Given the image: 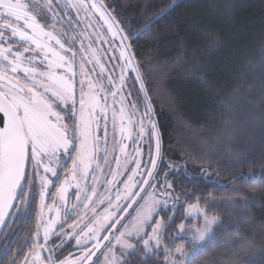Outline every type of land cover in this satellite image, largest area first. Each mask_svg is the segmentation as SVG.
Returning <instances> with one entry per match:
<instances>
[{"label": "trees", "instance_id": "1", "mask_svg": "<svg viewBox=\"0 0 264 264\" xmlns=\"http://www.w3.org/2000/svg\"><path fill=\"white\" fill-rule=\"evenodd\" d=\"M29 1L33 2L23 3ZM93 1L106 16L111 13L117 17L124 29L117 35L119 41L110 37L92 10L81 5V0H71V4L69 0H52L51 10L49 6L47 12L42 6L40 11L36 10L39 23L48 22L52 14L59 20L60 32L66 34L62 42L64 52L58 53L64 60L61 67L51 70L65 78L71 76L73 86L78 89L81 74L92 72L96 61L106 66L120 64L118 43L122 47L130 46L128 52L140 70L145 90L141 91L133 76L126 78L125 85L141 106L143 102L146 104L145 92L152 104L163 153L158 158L154 177L163 176L171 184L170 192L177 201L174 206L160 209L154 218L153 223L160 221L162 241L167 243L166 247L170 246L179 226L187 222L186 208L199 201L201 209L219 219L213 228L215 238L208 243L206 251L195 257L193 264H209L214 260L224 264L223 257L231 255L223 250L226 242L237 241L241 236L246 238L241 241L242 259L248 264H264V255L259 251L264 248V0ZM73 4L81 6L73 7ZM169 5L174 6L166 14L158 15ZM122 35H128L129 39L122 43ZM48 43L54 44L53 40ZM0 45L21 46L24 66H29L28 59L35 57L31 66L39 70L47 67L48 60L55 62L59 58L50 50L43 51L48 60H44V55H36V51L24 52V46L33 50L36 46L18 37L6 43L0 41ZM50 47L59 50L55 45ZM69 63L71 72L66 71ZM19 75L24 78L23 72ZM86 90L83 87L84 94ZM75 100L76 111L77 96ZM123 105L129 108L128 101ZM113 106L115 120L118 114L126 117L118 103L114 102ZM57 110L63 111L68 122V109L61 104ZM144 137L152 144L149 132ZM57 156L59 162L53 163L57 176L44 173L43 167L36 174L28 166L33 183L31 191L28 185L24 187L28 203L19 211L17 233L5 238L6 226L0 237L3 264H8L9 242L33 243L34 237L43 245L42 260L51 256L52 264H58L70 253L73 233L64 229L73 226L79 204L74 196L64 206L57 199L56 189L73 171L72 159L62 149ZM75 156L73 152L72 158ZM169 165L174 169L168 172ZM41 176L51 181L43 189L44 202ZM50 207L57 208L56 214L65 222L42 242L41 212ZM182 240L186 239H176ZM183 246L187 261L193 255L192 243ZM137 248L139 251L133 250L118 264H166L161 251L153 255Z\"/></svg>", "mask_w": 264, "mask_h": 264}, {"label": "snow or ice", "instance_id": "2", "mask_svg": "<svg viewBox=\"0 0 264 264\" xmlns=\"http://www.w3.org/2000/svg\"><path fill=\"white\" fill-rule=\"evenodd\" d=\"M83 0H81V5ZM40 4H46L51 10L52 0H35L34 3H22L21 0H0V41L7 42L12 37H19L20 41L31 42L41 52L44 51L45 45L39 39L40 35L47 36L49 39H56L51 32H44L43 28L36 22V10ZM71 4V0H69ZM81 5L73 4V7ZM67 6V5H66ZM174 5H169L162 8L158 15L166 14L170 8ZM93 8L97 5L93 4ZM102 7V5H101ZM101 18L108 24V30L113 33L114 36L123 33L124 29L119 26V21L116 16L108 13L107 16L101 15ZM23 22V27L19 22ZM26 29H31L27 31ZM10 30V34H9ZM121 42L128 40V35H122L120 37ZM56 43L64 48V44L59 39H56ZM125 51L121 52V57L126 59L124 67L131 68L136 73V79L140 82L141 91H144V82L140 77V70L136 67L132 60L134 57L128 52L129 45H123ZM71 50V49H68ZM24 52L34 51L28 46H24ZM53 55H56L53 53ZM35 57L28 59V65L24 66L23 52L13 51L12 45L4 47L0 45V224L5 223V217L9 215V210L16 208L20 209L21 206H26L28 203V195L24 193L25 185L29 186L31 191V185L33 181L29 179L27 167L31 165L34 173L38 174L39 169L43 167L44 173H51L53 176H57L54 162H59L57 153L62 149L65 154L72 159L73 162V176L75 178L76 170L83 165L82 171L87 174L89 163L92 160L93 146L95 145L98 137L93 131V119L89 113L86 116V102L84 99L83 87H81L80 94V112L78 119L76 117V100L72 77L65 78L63 75H57L51 69L61 67V61L64 60L63 56H60L57 61L48 60V56L45 53L44 60H48V65L44 70H39L37 67L31 66ZM43 64V60L41 61ZM123 70V68H122ZM67 72L72 71V65L69 63L66 67ZM83 73V65L81 66ZM23 72L24 78L19 75ZM15 74V75H13ZM84 81H81V86ZM93 85H89L92 87ZM116 95L115 92L112 93ZM94 96L89 97V104L94 106ZM59 102V103H58ZM71 102V107H68ZM146 109L145 115L152 113L153 108L151 102L148 100L147 93L145 92ZM63 104L68 109V122H65V115L62 110H57L60 105ZM115 118V113H113ZM150 136L155 139V154L156 158H160L163 153L161 150L162 136L160 130L157 128L154 122H151ZM123 131V129H121ZM141 134L144 131L143 124L140 128ZM123 151V148H121ZM76 153V157L72 158V153ZM151 169H146V176L151 178L153 171L157 168V159H150ZM99 167V165H97ZM136 168H140V162L136 161ZM132 175L127 177V183H124L125 200L130 199L131 203H136V198L140 192H145L144 187L136 188L137 184L147 185L149 188H155V185L149 184V179L145 178L142 181H134L133 177L138 173L135 170H129ZM115 173L113 179H115ZM144 175V174H141ZM41 201L45 192L44 188L51 182L46 176H41ZM111 183V182H109ZM168 188H171V184H167ZM60 198H64V192L66 188H60ZM93 194L96 190L91 189ZM164 196H170V193H162ZM146 197V198H145ZM79 198V197H77ZM91 200V197H85ZM120 197L117 196V200ZM143 201V204L138 205L135 217L130 218L128 223L121 224L123 216L116 217L112 220L108 227L115 229L117 235L110 239L109 235H100V231L105 227L101 224L99 228L93 230L88 229V233L91 235L89 239L94 240L95 243L85 249L81 259L91 260V257L95 255L96 251H99L102 247L105 249L101 252L106 264H118L115 247L119 245L121 250L133 249L139 251L136 244L132 240L142 242L143 248L146 253L156 254L157 249L160 246V238L158 236V230L161 227L160 222L155 223V227H152V234L148 235L146 229L150 226V222L153 220V213L156 211V206L160 204H167V201H161L155 198L153 193L145 192V196L139 197ZM178 199V197H177ZM19 201V203H15ZM102 202V201H101ZM111 204V201H109ZM83 207L88 208L89 205L85 204ZM117 209L131 207V204H125L123 206L117 204ZM188 212L190 215L197 217L203 215L204 223L202 227H197L193 232L191 243L192 252L191 257H187L185 261L186 253L182 246L176 247L175 251L179 254L180 259H170V264H193L194 259L200 253L206 251L208 243L214 239V233L212 231L213 225L216 224L219 219L217 216L208 215L206 209H201L199 201L189 204ZM111 215V214H110ZM109 217H105L107 220ZM91 222V221H90ZM119 225V228H115ZM51 224L44 230V240L48 238V232ZM87 227V226H86ZM180 230H184V225L181 224ZM83 232V229H81ZM37 235L39 233L37 232ZM113 239L115 243H113ZM246 239L241 236L237 241L226 242L224 251L230 252V256L223 257L224 264H248L247 261L241 257V252L244 251V246L241 243ZM107 241V244L103 242ZM80 241L77 240V244ZM43 245L39 242L32 245V251L30 253L32 257V264H52V257L49 256L44 260L41 259V252L39 251ZM260 254L264 255V248H261ZM166 259L170 258L169 250L165 249ZM123 255V251L121 252ZM256 252H252V256H255ZM27 260L28 258L25 257ZM3 264V261H0ZM11 264H16L15 259ZM58 264H66L65 261H59ZM96 264H100L99 258H97ZM209 264H221L220 260L210 261Z\"/></svg>", "mask_w": 264, "mask_h": 264}, {"label": "rangeland", "instance_id": "3", "mask_svg": "<svg viewBox=\"0 0 264 264\" xmlns=\"http://www.w3.org/2000/svg\"><path fill=\"white\" fill-rule=\"evenodd\" d=\"M21 2L23 3L24 0H21ZM30 2L31 1H29V3ZM34 2L35 0H33L32 3ZM93 4H95L93 0H83L84 7L92 10L95 16H97V18L100 20V23L103 25V27L110 33V37H113L115 40L119 41L118 36H114L113 33L108 30V24L105 23V20L101 18L102 14L104 16H106V14L97 4V7L93 8ZM41 6L44 8V12L49 11L46 4L40 5L39 7ZM40 9L41 8L37 10L40 11ZM38 11H36V13ZM49 17L50 18L48 19V22L39 23L37 20V14L35 15L36 22L41 26V28H43L44 32H51L52 35L56 39H59L62 43L66 34L60 32L59 20H57L52 14H50ZM19 23L21 24V27H23V22L21 21ZM27 31H31V29H28ZM39 39L40 41L42 40V44L45 45L44 50H50L52 54L55 53V57L57 55L59 57L62 56L58 53L64 52V50L59 44L56 43V39H49L44 35H40ZM52 40L54 44L51 45H55L57 50L59 49L58 51L50 47L51 45H49L48 42H51ZM118 47L121 54V52L124 51L122 44L118 43ZM17 50L22 52V47L13 46V51ZM34 51L37 52L36 55H44V53L39 49H34ZM58 56L56 58H58ZM124 62H126V59L121 57L120 64H113L112 66L107 65V68L104 62L100 63L96 61V65H94L92 72L87 71L85 75L86 77L83 76L84 74H81L82 76L79 81V85L81 84L82 80L84 81L83 85H80L78 89H75L74 87V92L77 91L78 93V95L75 93V97H78V105L76 109V116L78 117L80 112L79 101L81 87H85L87 89V92L84 94V99L86 102L85 112L86 116H88L89 113L91 114V118L94 121L93 131L98 137V140L93 146V151L91 153L92 160L89 163L87 174L82 171L84 166L81 165L75 172V178L73 176V171H71L69 179L67 181L63 180L62 184L56 189V193L58 195L57 199L63 206L66 204L67 199H69L71 196H74L76 204H79L77 209V218L74 220L73 226L70 225L64 229V232L71 231L73 233L71 237L72 244L69 249L70 253L63 260H60L65 261L66 264H96L97 258H99L100 264H106L104 257L101 255V252L105 250L103 247L99 251L93 249V251H95V255L91 257L90 261L87 259H81L85 249L90 248L95 243L94 240L89 239L91 234L88 233V229L92 228L95 230L99 228L101 224H104L105 227L100 231V235H109L110 233V239L114 238L117 235V232L115 229L108 227V225L111 224L112 220L116 217L123 216L121 224L128 223L130 218L135 217L136 210H139L138 205L143 204V201L140 200L139 197L145 196V192L153 193L155 198L161 201H167L166 205L160 204L156 206V211L153 213V220L150 222V226L146 229L148 235L152 234V227H155V223L160 222L159 220H156L153 223L157 212L160 209H167L170 205L174 206L177 204V201L173 198L170 192V188L167 187V184L169 183L163 176L161 178H155V170L153 171L151 178L146 176V169H151V164L149 162L150 159H157V164L159 162L155 154V139L151 137L152 144H150L148 143L149 140H146L144 137V133H150L151 131L150 121L154 122V116L152 113L150 116L145 115L146 104H144L142 101V107L138 101L132 97L131 92L126 87L125 81L127 77L131 78V76H133L135 78L134 80L137 81L136 85L138 84V87H140V82L136 79V73L129 75L128 72L132 73L134 71H132L131 68L124 67ZM90 84L93 86L89 87ZM113 92L116 93L115 96L112 95ZM90 96L95 97L94 106L88 103ZM126 101L129 102V108L127 109L123 105L126 103ZM114 102L120 105L119 110L124 112L126 117H120L117 112L118 119H114ZM128 112L131 114V116H128ZM114 120L116 121L115 123H113ZM141 123L143 124L144 128L142 134L139 129V127H141ZM121 129H123V131H121ZM121 148H123V151H121ZM136 161L140 162L139 169L136 168ZM97 165H99V167H97ZM130 169L135 170L138 173L133 177L134 181H142V179L147 178L149 179V184L155 185V188H149L147 185L137 184L136 188L133 190L135 191L138 190L139 187H144L145 192L139 193V196L136 198V203H131L130 199L125 200L124 198L126 192L124 183H127V177L132 175V172L129 171ZM173 169L174 167L169 165V169L167 171L169 172ZM114 173L116 174L115 179H113ZM62 187L66 188L63 199L60 198L59 191ZM91 189L96 190L95 194H93ZM75 190L77 193L73 194ZM165 192L170 193L171 195H162V193ZM86 196L91 197V200L86 199ZM117 196L120 197L119 200H117ZM44 200L45 199H43V202ZM109 201H111V204H109ZM85 204L89 205V207H83ZM117 204L121 206L125 204H131V207H122L121 209H117ZM51 207L47 208L46 210L43 209L41 212L42 214L39 225L41 228L40 240L42 242H45L44 230L46 227L51 224L48 232V237H50L57 226L65 222L61 220V217L59 218L56 214L58 212L57 208ZM105 217L109 218L106 220ZM185 220L187 222L182 223L184 225V230L181 231L180 227L178 228V234L173 240L170 241V243L168 242L170 245L168 247H166L167 243L162 241L161 227L158 230L157 234L161 243L159 249L155 251H161L164 254L166 264H170V259H180L179 254L175 251L176 247L178 246H182L184 252L187 254L185 251L186 246L183 245L191 243L193 232L197 227H202L204 223L203 215L199 217L190 215L188 212V207L185 210ZM215 225L216 224L213 225V228ZM119 227V225L115 226V228ZM81 229H83V232H81ZM184 238L186 239L185 241H176V239ZM77 240L80 241L79 244H77ZM34 242H37L35 237ZM132 242L135 243L137 247L143 248L142 242H138L134 239ZM103 243L107 244L108 242L104 241ZM113 243H115L114 239ZM43 249L44 248H41L39 250L41 254L43 253ZM165 249L169 250L171 254L169 259H166ZM122 251L123 255L121 254ZM115 252L117 261L119 262L122 257L133 252V249L121 250L119 245H116ZM29 261L30 264H32L31 255L29 256ZM36 264H39V262H36Z\"/></svg>", "mask_w": 264, "mask_h": 264}, {"label": "flooded vegetation", "instance_id": "4", "mask_svg": "<svg viewBox=\"0 0 264 264\" xmlns=\"http://www.w3.org/2000/svg\"><path fill=\"white\" fill-rule=\"evenodd\" d=\"M19 214V213H18ZM18 215L9 221L7 224V230L5 232V238H10L14 236L17 233L18 230V223H20V219L18 220ZM17 223V224H16ZM12 230V233H10ZM2 236V235H1ZM20 234H18V237ZM35 242L32 243V241H14L9 242V259L8 264H11L13 259H15L16 264H30L29 256L32 251V245ZM25 257L28 259L26 260Z\"/></svg>", "mask_w": 264, "mask_h": 264}, {"label": "water", "instance_id": "5", "mask_svg": "<svg viewBox=\"0 0 264 264\" xmlns=\"http://www.w3.org/2000/svg\"><path fill=\"white\" fill-rule=\"evenodd\" d=\"M125 45H126V44H125ZM0 115H2V113H0ZM27 168H28V167H27ZM26 170H27V169H26ZM15 203L18 204L19 201H16ZM20 209H21V207H20ZM20 209L17 210L16 208H13V209H10V210H9V215H7V216L5 217V223L0 224V237H1V235L3 234V232H4V230H5L6 226H7V224L9 223V221H11L12 219H14V218L18 215Z\"/></svg>", "mask_w": 264, "mask_h": 264}]
</instances>
